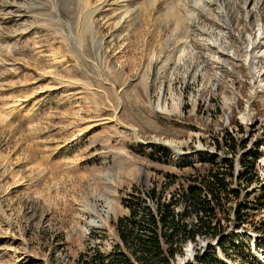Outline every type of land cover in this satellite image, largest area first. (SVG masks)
<instances>
[{
	"label": "rangeland",
	"instance_id": "374dc122",
	"mask_svg": "<svg viewBox=\"0 0 264 264\" xmlns=\"http://www.w3.org/2000/svg\"><path fill=\"white\" fill-rule=\"evenodd\" d=\"M263 25L264 0H0V264L106 255L135 201L155 210V190L181 212L212 162L239 195L218 237L168 264L208 247L220 264H264V45L253 64L244 48Z\"/></svg>",
	"mask_w": 264,
	"mask_h": 264
},
{
	"label": "trees",
	"instance_id": "16d2710c",
	"mask_svg": "<svg viewBox=\"0 0 264 264\" xmlns=\"http://www.w3.org/2000/svg\"><path fill=\"white\" fill-rule=\"evenodd\" d=\"M231 145L230 134L221 135L217 140ZM233 145V144H232ZM256 158V157H255ZM253 170L255 166L253 165ZM246 185L257 181L256 173L245 178ZM229 194L239 195L229 188V182L218 164H211L204 174L193 176L186 188L180 194L183 203L181 212H174L175 198L162 201L155 191L148 192L150 198L156 201V208L141 206L135 201L136 208L131 207L130 215L122 217L117 222L120 242L108 254L96 251L89 259L81 254L78 264H168L175 253L180 252L181 244L195 237L215 238L222 232L218 213L220 205ZM142 207V210L139 207ZM194 215L196 222H187V216ZM239 218V212H238ZM243 220V216L237 219ZM209 250V247H208ZM206 250L197 261L200 264H220L214 253ZM240 258L247 253L241 246L233 247ZM226 253V250L223 249Z\"/></svg>",
	"mask_w": 264,
	"mask_h": 264
},
{
	"label": "bare ground",
	"instance_id": "6f19581e",
	"mask_svg": "<svg viewBox=\"0 0 264 264\" xmlns=\"http://www.w3.org/2000/svg\"><path fill=\"white\" fill-rule=\"evenodd\" d=\"M231 1V0H230ZM225 2H226V0H225ZM224 4V3H223ZM225 6V5H224ZM146 7V6H145ZM151 7V6H150ZM218 8V7H217ZM174 10V9H173ZM225 10V8H223L222 6L221 7H219V11H218V14L221 16V14H223L224 16V20H225V24L228 26V27H226V32H230V31H232L231 30V28L230 27H232V25H231V23H230V18H229V16L227 15V13H226V11H224ZM227 10V9H226ZM171 12H173L172 10H171ZM177 12V11H176ZM176 12H175V10H174V12L173 13H171L170 14V16H169V20L171 21H173V23H174V25H179L180 26V22H182L183 21V19L184 18H181V15H179V14H176ZM228 12V11H227ZM247 13V14H246ZM245 14L246 15H250V12L248 11V12H246ZM169 15V14H168ZM218 16V15H217ZM222 17V18H223ZM84 19H85V17H83ZM181 19H182V21H181ZM221 20V19H220ZM82 21V20H81ZM224 23V22H223ZM81 28H82V33H84V32H87L88 30H89V25H88V22H87V20H83L82 21V23H81ZM177 28V27H176ZM258 31V33H257V35L255 36L254 35V37L255 38H252L251 36H247V41H248V44H247V46H245L244 48H245V54H246V57L248 58V62L249 63H252L253 64V62H254V59L256 58V57H259V56H255V58H254V54H255V50H256V48H257V45L258 44H263L264 45V25L263 26H261V27H259V29L257 30ZM216 43H217V39L216 40H211V44H213V46H216ZM183 46L184 45H182V47L180 48V50H181V53L182 52H185L184 51V48H183ZM259 47V46H258ZM218 48H219V46H218ZM221 49V48H220ZM218 51V50H217ZM263 52H264V50H263ZM232 54H235L234 53V51H232ZM183 55H184V53H183ZM260 58V57H259ZM246 59V58H245ZM258 59V58H257ZM257 62H258V60H257ZM256 66V65H255ZM155 109L156 110H158V111H161V112H166V110L162 107V105H160V104H157L156 105V107H155ZM168 144V143H167ZM170 144V143H169ZM176 148V147H175ZM176 151H177V153H178V155H181L182 153H181V151H179V150H177L176 149ZM186 251H187V253L188 254H191L192 253V249H191V247L190 248H187L186 249Z\"/></svg>",
	"mask_w": 264,
	"mask_h": 264
},
{
	"label": "built area",
	"instance_id": "2783aa9c",
	"mask_svg": "<svg viewBox=\"0 0 264 264\" xmlns=\"http://www.w3.org/2000/svg\"><path fill=\"white\" fill-rule=\"evenodd\" d=\"M183 209H181V211H182Z\"/></svg>",
	"mask_w": 264,
	"mask_h": 264
},
{
	"label": "water",
	"instance_id": "95a60500",
	"mask_svg": "<svg viewBox=\"0 0 264 264\" xmlns=\"http://www.w3.org/2000/svg\"><path fill=\"white\" fill-rule=\"evenodd\" d=\"M202 255V254H201Z\"/></svg>",
	"mask_w": 264,
	"mask_h": 264
}]
</instances>
